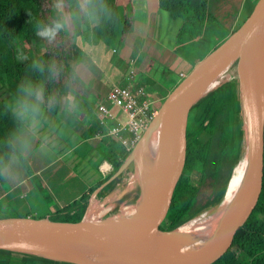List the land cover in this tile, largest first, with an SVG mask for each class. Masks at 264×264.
<instances>
[{
    "label": "trees",
    "instance_id": "obj_1",
    "mask_svg": "<svg viewBox=\"0 0 264 264\" xmlns=\"http://www.w3.org/2000/svg\"><path fill=\"white\" fill-rule=\"evenodd\" d=\"M81 6L82 26L79 30L89 42L110 44L120 32L122 39L130 33L132 25L121 15L118 0H87ZM158 6L172 19L181 21L175 46L179 54L205 47L211 41V35L221 27L209 11V0H158ZM91 14L96 23L89 26L87 19ZM83 25H88L87 29ZM49 29L52 31L48 35L41 34ZM56 36L58 41L54 47L50 45L43 53H35L32 42L41 45L49 39L55 41ZM19 43L25 45L22 50L18 49ZM72 49L71 38L61 25L54 2L46 8L44 0H0V86L9 94L7 98L0 99L2 185L7 186L3 171L13 155L18 157L30 175L33 174L27 159L14 145L24 122L12 105L17 104L30 117L44 119L49 114L57 115L63 100L73 93L77 116L91 122L82 132L81 139L106 131L95 117L97 101L102 100L99 98L94 103L92 92L75 75ZM153 67L149 65L146 72H140L147 86L157 82L151 75ZM240 109L239 88L233 82L223 84L191 109L187 125L186 165L164 219L167 224H160V229L174 230L221 200L242 150L243 133L239 119H235V129L229 125L231 115L238 114ZM98 151L102 159L113 166V171L80 199L57 212L52 220L80 221L93 191L107 181L129 155V151L110 136L101 139ZM194 175H200V181L194 179ZM38 188L46 193L41 184ZM163 234L155 231L152 235ZM0 264L64 263L28 256L17 261L10 252L0 251ZM213 264H264V178L255 210L238 230L227 253Z\"/></svg>",
    "mask_w": 264,
    "mask_h": 264
},
{
    "label": "water",
    "instance_id": "obj_2",
    "mask_svg": "<svg viewBox=\"0 0 264 264\" xmlns=\"http://www.w3.org/2000/svg\"><path fill=\"white\" fill-rule=\"evenodd\" d=\"M264 36V0H258L244 23L227 40L194 65L171 90L141 139L120 168L89 197L83 218L76 222L51 218L9 217L0 219V251L25 254L64 264H213L232 246L238 230L255 210L264 178V75L257 72L256 49ZM239 62V99L248 120L249 164L243 199L203 244L195 249H168L150 240L163 231L174 191L187 159V125L191 109L211 78L227 63ZM163 124L164 131L155 169L144 195L132 211L88 221L95 199L109 183L118 180L133 163V154ZM108 196L103 202L107 204ZM110 205H107L108 207ZM109 216V217H108ZM10 243L5 247L4 243Z\"/></svg>",
    "mask_w": 264,
    "mask_h": 264
},
{
    "label": "crops",
    "instance_id": "obj_3",
    "mask_svg": "<svg viewBox=\"0 0 264 264\" xmlns=\"http://www.w3.org/2000/svg\"><path fill=\"white\" fill-rule=\"evenodd\" d=\"M118 3L124 13L131 9L133 32L135 33L138 25L142 29L138 41L133 42L136 46L133 47V44L125 41L121 48L113 47L112 50H117L116 54L118 55L116 66L112 64V59L107 58L108 61L105 62L106 55L102 42L97 45L95 51L87 50V56L93 59V63L96 64L95 70L87 62L80 60L83 58V54L73 61L75 75L92 92L91 97L95 100L94 103L99 98L103 100L106 97L109 91L116 86L113 83L120 85L124 83L123 73L117 69L121 67L120 69L123 70L125 60L128 62L137 57L136 61L133 60L135 65L141 64V72H146L149 65L156 63L151 75L156 80L159 78V81L163 78L166 84L163 85V89L170 91L178 84L179 80L183 79L181 74L187 76L194 67L187 60L176 55L169 47H163L158 41L155 35L157 28L155 20L161 11L158 0H118ZM254 6L255 2L252 0H209V11L230 35L244 23ZM249 10L250 12L244 18L245 13ZM132 30L128 35L132 34ZM118 40L123 42L124 39L119 35ZM92 51L94 53H91ZM137 51L143 56L139 53L135 54ZM104 64L106 65L104 66ZM105 67L106 72L104 71ZM167 74L170 75L168 80L165 78ZM110 79L112 84L109 82ZM173 84L175 85L172 87ZM74 98L73 93L69 94L64 99L66 103L61 106L57 115L49 114L44 119H40L42 122H47L42 128L39 127V124L34 125L35 121H33L24 123L19 129L14 145L27 159L33 174L30 175L26 172L16 155L11 157L8 166L3 171L9 189L4 190L0 183V205L16 206L20 215L13 217L52 218L57 212L80 199L90 189L95 188L113 171V166L102 159L97 166L102 178L96 179L95 170L90 165L95 166L94 164L100 156L98 146L102 138L97 134L89 139H81L82 132L91 122L87 119L83 121V116L79 115V119H77ZM95 107L97 108V106ZM73 114H76L77 117ZM95 117L97 119V116ZM59 125L68 131L65 142H70V147L60 143L62 139L59 137L61 135ZM52 138L62 146L60 150L49 145L48 140ZM73 142L75 145L72 144ZM88 143H91L89 151L87 154H83L84 151L81 148ZM91 148L93 149L90 150ZM82 164L84 168L79 169L78 166ZM106 165L109 166L108 169L105 168ZM86 168L90 169L86 170ZM85 170L86 174L83 175L82 172ZM86 175H89V178L85 177ZM34 180H37L49 194L50 200H53V208L50 209L46 206Z\"/></svg>",
    "mask_w": 264,
    "mask_h": 264
},
{
    "label": "rangeland",
    "instance_id": "obj_4",
    "mask_svg": "<svg viewBox=\"0 0 264 264\" xmlns=\"http://www.w3.org/2000/svg\"><path fill=\"white\" fill-rule=\"evenodd\" d=\"M86 1L87 0H79V1L78 0H44V3H45L46 8L50 7L51 2H54L57 5L58 10H59L61 25H62L63 29L66 30V32H68V35L71 38L72 47H73L72 50L74 52L73 58L75 59L79 55L83 54V58H80V60L87 62L89 64V66L91 65V68L95 70L94 67H96V64L93 63V59H91L89 56H87V50L93 49L95 51L97 45L98 44L100 45L101 43H100V41L97 44L89 42L88 39L84 37V34L80 33V30H79L82 26V23L80 21V17H81L80 10L82 7L81 5H84ZM252 1L256 3L258 0H252ZM249 12H250V10L247 13H245L244 18L248 15ZM47 15H49V14L47 13ZM121 15H125L124 17L129 20L130 26L133 25L132 24L133 18L131 16L132 15L131 9L126 10L124 13V10L122 8ZM87 20H88L89 26L96 23V20L92 14L88 16ZM155 21H156V26H157L156 31H155V35H156L158 41L162 44V46L163 47H165V46L169 47L176 55L187 60L192 67L194 64L198 63L197 61H199V60L201 61L202 59H204L216 47H218L221 43H223L225 40H227L228 35H230V34H228V31H226V29L223 27V25L219 23V25H221V27L215 33H213L211 35V41L209 42V44H207L205 47H203L201 49L198 48L194 52L188 53L189 51H186L183 54H179L180 52L179 53L176 52L175 46L177 44L176 36H177L178 31H179L181 21L172 19L167 12L162 11V10L159 12L158 16H156ZM88 25H83V28L87 29ZM121 29H122V25H121ZM131 30H132V27H131ZM141 31H142V29L138 25L136 27L135 33L132 30V32H131L132 34L126 35L123 38L124 39L123 42H121V40L119 41L117 38V39L113 40L110 44H108L109 46L106 45L104 43V41H101L103 46H104V49H105V52H104L106 55L104 58L105 62L108 61L107 58L112 59L113 60L112 64H114L116 66V62L118 60V55L116 54L117 50L114 51V50H112V48L116 47V46L118 48H121L125 41L129 42L130 44H133V47L136 46V44L133 42L138 41V38H139ZM120 35H121V32H120ZM54 39H56V40L54 41L53 39H49L48 42L41 44V45H37L35 42H32V48H35V53L41 54L47 49L48 46H50V45L53 47L55 46V44L58 41V37L56 36ZM24 47H25L24 44L19 43V45H18L19 50H22ZM26 47H29V46L26 45ZM94 51H92L91 53H94ZM137 53H139L141 55V53L139 51H137L135 54H137ZM186 53H188L189 55L188 54L185 55ZM141 56H143V55H141ZM132 59H134V58H132ZM155 64L153 65L154 67H155ZM105 65L106 64H104V66ZM128 65H129V63L125 60V62L123 63V70L120 69L121 67H119V69H117L123 73L124 78L126 77L128 71H129ZM135 67L138 71H141V69H142L140 63H138ZM104 71L106 72V67H105ZM165 78L168 80L170 78V75L169 74L165 75ZM109 82H110V84H112L111 79L109 80ZM227 82H233L239 88V77L237 76V72H235V75L231 76L230 80ZM115 84L120 85L119 83H113V85H115ZM163 85H166L164 82V79L162 78L159 81V78H158L157 82L154 85L148 86L153 97L159 99V106H161L164 99L171 92L170 90L163 89ZM8 95L9 94L7 93L5 88H2L0 86V99H5L8 97ZM65 103H66L65 100H63L62 106H64ZM11 107L13 108L14 112L23 120L24 123H32L33 121H35L34 125L39 124L40 128H42L43 125L45 123H47V122H42V120L37 119L35 117H30V115H28L25 110H22L21 107L17 106V104L12 105ZM116 112H118V118H119L120 111L118 109H116ZM73 115L75 117H77L75 114H73ZM79 116L77 117V119H79ZM121 116L123 117V121L125 122L127 120V116L123 115V114H121ZM236 118L239 119L241 130L243 133V143H242V149H243V145H245L247 142V130H248V120L244 114L243 109H240V112L238 114L234 115V113H233L231 115V119L229 118L230 119L229 125L231 127H233L234 129H235V119ZM25 120H27V121H25ZM59 129H60L59 133L61 131V135H59V137H60V139H62L60 143H64V145H68V147H70V142L69 143L65 142V140L67 138V132L68 131L66 130V128L63 129L62 126H60V125H59ZM56 130L58 131V128ZM48 142H50L49 145L51 147H57L58 148L57 150H60L62 147L57 142L53 141V138L48 140ZM72 144L75 145V142H73ZM90 146H91V143H88V144H85L81 148V150L84 151L83 154L88 153ZM92 149L93 148H91L90 150H92ZM68 157H70V156H68ZM101 161H102V157L99 156L97 161L94 164L95 166L90 165L95 170L96 179L102 178V175H101L100 171H98V168H97L98 164ZM30 168H31V166H30ZM78 168L83 169L84 168L83 164L78 166ZM87 169H90V168H86V170ZM86 170H85V172H82L83 175L86 174ZM78 171H81V170H78ZM134 174H135V169H134V167H132L130 169V171L125 172V175H122L120 178H118V180H115L114 182H111L107 186L101 188L102 190L100 191L97 198L95 199V202H97V204H99V206L100 205L103 206V208H108L109 206L106 207L107 205H110V206L114 205L115 206L114 210L110 213L112 215L117 213L119 208L121 209V212H124V213L126 212V211H124V209L126 207H133V209H134V207H136V205H138V203L140 202L141 198L144 195L143 186H141L136 180L134 182L133 181L134 179L131 181V179H132L131 177ZM85 177L89 178V175H86ZM193 178L196 179L197 181H200L201 176L200 175H198V176L194 175ZM34 181H35L34 183H35L36 187H40L39 182H37V180H34ZM6 183H7V181H6ZM112 183H113V185H112ZM132 183H133V185H132ZM3 187H4V190L7 191L9 189V184L7 183V186L3 185ZM39 191L41 193V197L44 200L46 206L49 207L50 209L53 208V205H54L52 203L53 200L52 201L50 200L49 194L44 193V192L42 193L41 190H39ZM108 196L112 199L110 200V202L105 204L103 202V200L108 198ZM217 204L203 210L198 215L203 214L204 212L208 213V212L214 211L213 209L217 206ZM19 213L20 212H18L16 206L0 205V219L9 218V217H13V216H19L20 215ZM166 224H167L166 220H163L161 223L162 226H166ZM163 231H169V230H163ZM13 256H14L15 260L19 261L20 259H22L26 255L25 254L20 255V254L16 253V254H13Z\"/></svg>",
    "mask_w": 264,
    "mask_h": 264
},
{
    "label": "bare ground",
    "instance_id": "obj_5",
    "mask_svg": "<svg viewBox=\"0 0 264 264\" xmlns=\"http://www.w3.org/2000/svg\"><path fill=\"white\" fill-rule=\"evenodd\" d=\"M256 66L259 75H264V36L259 42L256 49ZM239 77V62L233 59L223 66L207 83L201 97L208 96L211 92L219 88L221 85L230 80L231 76ZM236 78V77H235ZM164 131L163 124L157 131L151 134L145 142L133 154V163L126 172L132 167L135 169V174L131 177V181L135 180L140 184L148 185L151 176L156 166L159 147ZM249 160V144L248 139L240 153L238 162L236 163L230 180L227 184L224 195L221 201L213 209L214 211L203 213L190 219L182 224L173 234L151 235L150 240L157 246H163L168 249L191 250L203 244L209 238L214 230L223 222L227 214L241 202L245 193L248 175ZM109 168L108 165L105 167ZM125 175V173L123 174ZM133 185V183H132ZM114 205H112L113 207ZM111 206L103 208L99 204L94 203L88 210L87 220L92 221L101 217L107 216L112 209ZM126 207V206H125ZM133 207H126L124 211L127 213L132 211ZM5 247H10L11 244L4 243Z\"/></svg>",
    "mask_w": 264,
    "mask_h": 264
},
{
    "label": "built area",
    "instance_id": "obj_6",
    "mask_svg": "<svg viewBox=\"0 0 264 264\" xmlns=\"http://www.w3.org/2000/svg\"><path fill=\"white\" fill-rule=\"evenodd\" d=\"M116 51V50H114ZM129 71L124 85L114 86L96 108L97 120L106 128L98 137L107 136L120 142L129 153L141 139L158 110L159 99L150 92L141 71L136 69L135 61L129 60ZM184 78L185 75L181 74ZM120 115L118 118V112ZM121 114L127 116L124 122Z\"/></svg>",
    "mask_w": 264,
    "mask_h": 264
},
{
    "label": "clouds",
    "instance_id": "obj_7",
    "mask_svg": "<svg viewBox=\"0 0 264 264\" xmlns=\"http://www.w3.org/2000/svg\"><path fill=\"white\" fill-rule=\"evenodd\" d=\"M52 30H45V32L41 33L42 35H48Z\"/></svg>",
    "mask_w": 264,
    "mask_h": 264
}]
</instances>
